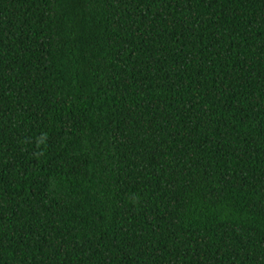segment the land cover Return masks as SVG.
<instances>
[{
    "label": "trees",
    "instance_id": "trees-1",
    "mask_svg": "<svg viewBox=\"0 0 264 264\" xmlns=\"http://www.w3.org/2000/svg\"><path fill=\"white\" fill-rule=\"evenodd\" d=\"M0 264H264V0H0Z\"/></svg>",
    "mask_w": 264,
    "mask_h": 264
}]
</instances>
